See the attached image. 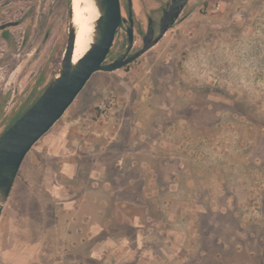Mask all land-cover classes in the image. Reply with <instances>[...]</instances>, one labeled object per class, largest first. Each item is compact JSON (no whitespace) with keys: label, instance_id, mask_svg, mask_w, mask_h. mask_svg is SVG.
I'll list each match as a JSON object with an SVG mask.
<instances>
[{"label":"rangeland","instance_id":"374dc122","mask_svg":"<svg viewBox=\"0 0 264 264\" xmlns=\"http://www.w3.org/2000/svg\"><path fill=\"white\" fill-rule=\"evenodd\" d=\"M22 1L27 12L32 0ZM36 2L24 19H54L53 39L42 51L36 39L20 47L24 28L20 49L0 40V134L65 54L61 0ZM69 163L75 195L89 198L74 224L107 201L104 230L82 239L100 242L90 264H264V0H213L135 62L96 73L27 155L15 188L66 184Z\"/></svg>","mask_w":264,"mask_h":264},{"label":"water","instance_id":"95a60500","mask_svg":"<svg viewBox=\"0 0 264 264\" xmlns=\"http://www.w3.org/2000/svg\"><path fill=\"white\" fill-rule=\"evenodd\" d=\"M93 2L98 10V18L88 50L74 62L77 27L71 2L67 46L58 71L38 99L0 134V217L27 155L62 119L92 77L96 73L120 70L145 55L175 25L181 10L178 5H173L161 19L159 35L154 38L149 29L143 39V47L130 56L134 47L133 23L131 20L127 24L122 19L120 1ZM120 29L128 35L126 47L115 60L105 63Z\"/></svg>","mask_w":264,"mask_h":264},{"label":"crops","instance_id":"0c3cea01","mask_svg":"<svg viewBox=\"0 0 264 264\" xmlns=\"http://www.w3.org/2000/svg\"><path fill=\"white\" fill-rule=\"evenodd\" d=\"M66 165L62 167L70 181L66 184L46 178L35 185L31 178H26L22 187L17 188L14 183L0 217V264H90L100 259L94 255L95 249L100 253L98 240L96 248L81 245L82 239L98 237L104 230L100 217L107 201L100 199L96 214H85L92 217L90 224L88 221L84 225L74 224V217L79 219L80 203L89 198L74 193L72 169L77 163ZM102 188L107 189L106 185ZM110 238L102 241L105 246L110 245ZM76 247L80 248L75 250Z\"/></svg>","mask_w":264,"mask_h":264},{"label":"flooded vegetation","instance_id":"af4514ba","mask_svg":"<svg viewBox=\"0 0 264 264\" xmlns=\"http://www.w3.org/2000/svg\"><path fill=\"white\" fill-rule=\"evenodd\" d=\"M119 1L122 19L126 20L127 24H130L131 20L133 23L134 47L130 56L143 47V39L149 29L152 30L154 38L159 35L161 19L173 5H178L181 8L175 23L176 25L177 23L189 19L191 16L198 13L199 9L202 6H210L213 2V0ZM22 2V0H0V17L5 18L0 19V40L1 42H4L6 46L12 44V46L19 47V42L17 40L19 38L18 30L24 28V35L22 36L20 47H23V49L25 50H31V48L33 47V40L36 39L38 42V44L36 45V51L38 49L42 51L43 47L45 48L47 42L50 43L51 38L53 39L56 21L54 19L51 20L49 17L46 19V14H42L43 16L37 14L38 20L33 24H29L25 21L24 17H26L27 15H31L30 8L35 9V4H37V2L36 0H32V4L29 6L30 8L27 10V12L24 11V7L23 5H21ZM70 4L71 0H61V11L64 12L67 23L66 46L69 33ZM32 15L35 16V12H33ZM138 40H141L140 44H138ZM120 41L121 44H119ZM127 41L128 35L120 29L115 36L114 44L111 48L108 60L105 63L115 60L123 52L124 48L126 47ZM48 50H54L53 43L52 45H49Z\"/></svg>","mask_w":264,"mask_h":264},{"label":"bare ground","instance_id":"6f19581e","mask_svg":"<svg viewBox=\"0 0 264 264\" xmlns=\"http://www.w3.org/2000/svg\"><path fill=\"white\" fill-rule=\"evenodd\" d=\"M74 7V23L77 35L74 50V62L88 50L92 42L94 23L98 18V10L93 0H71Z\"/></svg>","mask_w":264,"mask_h":264},{"label":"built area","instance_id":"2783aa9c","mask_svg":"<svg viewBox=\"0 0 264 264\" xmlns=\"http://www.w3.org/2000/svg\"><path fill=\"white\" fill-rule=\"evenodd\" d=\"M219 8V7H218ZM116 100L115 99H113L112 101H110L109 102V104H108V106H103V105H100L99 106V109H100V116L103 118V117H105V116H107V114H108V107H111L113 104H114V106L116 105ZM112 109H113V107H112Z\"/></svg>","mask_w":264,"mask_h":264}]
</instances>
